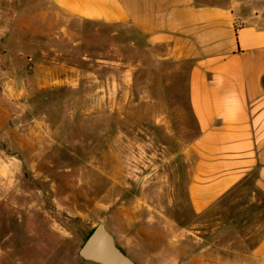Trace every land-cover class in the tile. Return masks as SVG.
<instances>
[{
  "label": "rangeland",
  "instance_id": "rangeland-1",
  "mask_svg": "<svg viewBox=\"0 0 264 264\" xmlns=\"http://www.w3.org/2000/svg\"><path fill=\"white\" fill-rule=\"evenodd\" d=\"M225 1L264 25V0ZM55 11L0 0V264H98L78 250L99 223L126 254L264 264L253 177L206 212L190 207L188 69L128 28L67 26Z\"/></svg>",
  "mask_w": 264,
  "mask_h": 264
},
{
  "label": "crops",
  "instance_id": "crops-1",
  "mask_svg": "<svg viewBox=\"0 0 264 264\" xmlns=\"http://www.w3.org/2000/svg\"><path fill=\"white\" fill-rule=\"evenodd\" d=\"M48 1L67 26L128 28L146 47L163 51L157 58L188 69L198 127L187 184L193 212H206L250 177L264 191V25L257 14L225 0ZM128 255L137 264H214L213 255ZM253 255L264 258V240Z\"/></svg>",
  "mask_w": 264,
  "mask_h": 264
},
{
  "label": "water",
  "instance_id": "water-1",
  "mask_svg": "<svg viewBox=\"0 0 264 264\" xmlns=\"http://www.w3.org/2000/svg\"><path fill=\"white\" fill-rule=\"evenodd\" d=\"M78 253L84 260L98 264H137L122 250L114 235L102 223L92 229Z\"/></svg>",
  "mask_w": 264,
  "mask_h": 264
},
{
  "label": "bare ground",
  "instance_id": "bare-ground-1",
  "mask_svg": "<svg viewBox=\"0 0 264 264\" xmlns=\"http://www.w3.org/2000/svg\"><path fill=\"white\" fill-rule=\"evenodd\" d=\"M33 155H34V154H33ZM33 155H32V156H33ZM30 157H31V156H30ZM33 159H34V158H33Z\"/></svg>",
  "mask_w": 264,
  "mask_h": 264
}]
</instances>
